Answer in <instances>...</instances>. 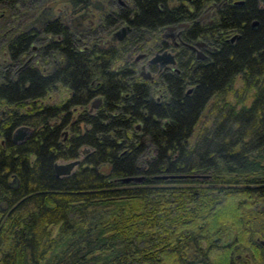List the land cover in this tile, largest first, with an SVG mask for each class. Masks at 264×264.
Wrapping results in <instances>:
<instances>
[{"label":"trees","instance_id":"obj_1","mask_svg":"<svg viewBox=\"0 0 264 264\" xmlns=\"http://www.w3.org/2000/svg\"><path fill=\"white\" fill-rule=\"evenodd\" d=\"M214 1L187 35L204 55L148 77L129 48L0 17V264H264V0ZM141 8L149 26L186 16Z\"/></svg>","mask_w":264,"mask_h":264},{"label":"flooded vegetation","instance_id":"obj_2","mask_svg":"<svg viewBox=\"0 0 264 264\" xmlns=\"http://www.w3.org/2000/svg\"><path fill=\"white\" fill-rule=\"evenodd\" d=\"M195 1L198 0H0V17H15V25L10 28L25 32H40L55 23L76 39L75 45L83 48L93 43L129 48L124 50L126 60L148 77L154 73L152 64L158 69L171 67L180 48H189L202 57L209 47L206 36L198 31L212 22L218 2L203 3L201 10L195 11ZM144 4H150L154 14L166 11L168 18L172 17L175 4L182 5L186 16L177 21L152 20L150 26L141 24L145 22L141 8ZM195 24L198 31L189 38L188 30Z\"/></svg>","mask_w":264,"mask_h":264},{"label":"water","instance_id":"obj_3","mask_svg":"<svg viewBox=\"0 0 264 264\" xmlns=\"http://www.w3.org/2000/svg\"><path fill=\"white\" fill-rule=\"evenodd\" d=\"M100 98L96 97L91 104L96 105L99 102ZM29 134V129L26 126H18L14 132H13V140H18L23 136H26ZM22 139V138H21ZM84 150V149H82ZM77 163V160H69L66 162H55L53 165L54 173L56 175H63V174H68L72 167ZM100 169L103 171H107L109 169L108 166L102 165L100 166ZM16 176L13 175L11 180L9 181V184L12 185L14 182H16ZM262 241V240H261Z\"/></svg>","mask_w":264,"mask_h":264},{"label":"rangeland","instance_id":"obj_4","mask_svg":"<svg viewBox=\"0 0 264 264\" xmlns=\"http://www.w3.org/2000/svg\"><path fill=\"white\" fill-rule=\"evenodd\" d=\"M204 51V50H203ZM240 85V80H239V78L238 77H236V79H235V81H234V83H233V87H238ZM65 89H63L62 87H58V88H56V90L54 91V93L52 92L51 93V96H55L56 95V98L57 97H61V96H64L65 95ZM229 99L231 100L232 99V97H231V95H230V97H229ZM246 102H248V99L246 100ZM210 118H211V114L210 113H207L206 112V110H204V112H203V114H202V116H201V118H200V123L202 124V125H204V124H209V121H210ZM197 127V126H196ZM24 137V136H23ZM23 137H21V138H23ZM20 138V139H21ZM20 139H18V140H20ZM62 162V161H61ZM10 180H11V178H9Z\"/></svg>","mask_w":264,"mask_h":264}]
</instances>
